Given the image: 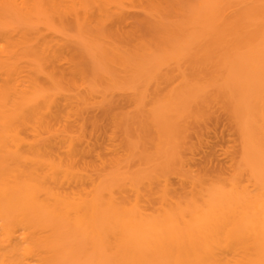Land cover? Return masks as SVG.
I'll use <instances>...</instances> for the list:
<instances>
[{
    "label": "rangeland",
    "instance_id": "rangeland-1",
    "mask_svg": "<svg viewBox=\"0 0 264 264\" xmlns=\"http://www.w3.org/2000/svg\"><path fill=\"white\" fill-rule=\"evenodd\" d=\"M115 1L29 0L2 17L18 49L10 64L24 72L56 68L67 73L79 63L84 82L74 78L66 94L78 111L70 121L72 134L80 138L78 148L101 153V160L94 153L84 157L90 180L107 183L139 170L158 175L156 169L166 161L176 171L178 157L193 176L216 180L233 174L244 152L263 159L264 11L258 6L264 0ZM120 4L121 21L111 16L99 23L98 12H113ZM246 9L252 19L243 16ZM54 43L64 47L61 60L44 62L43 46ZM212 45L214 51L206 53ZM111 55L119 57L116 63L108 61ZM194 82L206 84L207 91L200 90L207 97L176 95ZM113 117L123 126L111 130ZM113 150L126 162L114 166ZM169 174L176 187L174 171ZM47 221L62 243H75L76 264H124L112 254L92 252L64 223Z\"/></svg>",
    "mask_w": 264,
    "mask_h": 264
},
{
    "label": "bare ground",
    "instance_id": "bare-ground-1",
    "mask_svg": "<svg viewBox=\"0 0 264 264\" xmlns=\"http://www.w3.org/2000/svg\"><path fill=\"white\" fill-rule=\"evenodd\" d=\"M28 1L0 0V264H76L75 243H62L48 219L64 223L74 239L84 238L85 247L100 257L112 254L124 264H264V157L259 158L264 148L258 158L250 155L252 161L244 152L228 178L193 176L180 157L174 160L175 171L162 155L166 164L156 169L158 175L139 170L94 184L83 161L94 152L78 148L80 138L72 134L70 122L78 111L66 94L74 78L84 82L79 63L67 73L56 68L24 72L10 64L18 49L2 17ZM258 7L264 11V4ZM105 9L98 12L99 23L111 16L122 20L121 4L113 12ZM252 13L243 10L246 18L252 19ZM43 47L44 62L61 60L63 46ZM204 51H214V46ZM118 59L111 55L108 61ZM41 76L45 85L39 84ZM196 83L180 87L176 95L199 92L207 97L202 92L206 84ZM217 85L212 86L218 91ZM120 126L123 122L113 117L111 130ZM99 153L95 160H101ZM111 160L118 166L127 158L113 150ZM172 171L176 187L167 177Z\"/></svg>",
    "mask_w": 264,
    "mask_h": 264
}]
</instances>
